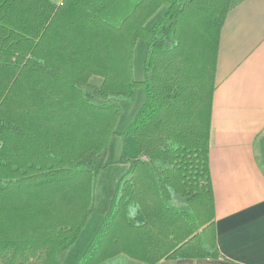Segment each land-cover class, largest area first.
<instances>
[{"label": "trees", "instance_id": "16d2710c", "mask_svg": "<svg viewBox=\"0 0 264 264\" xmlns=\"http://www.w3.org/2000/svg\"><path fill=\"white\" fill-rule=\"evenodd\" d=\"M234 1L0 0V264H59L79 239L121 115L110 100L133 103L139 88L146 99L125 133L139 154L77 264L224 258L210 136ZM95 77L103 105L87 90Z\"/></svg>", "mask_w": 264, "mask_h": 264}, {"label": "crops", "instance_id": "0c3cea01", "mask_svg": "<svg viewBox=\"0 0 264 264\" xmlns=\"http://www.w3.org/2000/svg\"><path fill=\"white\" fill-rule=\"evenodd\" d=\"M210 169L224 258L157 264H264V0H235L222 30ZM72 261L66 254L59 264ZM118 264L147 263L122 258Z\"/></svg>", "mask_w": 264, "mask_h": 264}, {"label": "rangeland", "instance_id": "374dc122", "mask_svg": "<svg viewBox=\"0 0 264 264\" xmlns=\"http://www.w3.org/2000/svg\"><path fill=\"white\" fill-rule=\"evenodd\" d=\"M53 2L55 4H60L62 0H53ZM164 10V8L160 10L147 23L148 28L161 17ZM146 51L147 44L145 40L139 39L133 52V78L136 81H142L144 78ZM101 83L102 79L95 77L87 88L92 102L99 105L105 103V100H103L99 92ZM145 99V91L139 88L136 91V97L133 103L125 100H110L111 103L119 104L121 108V115L115 128L116 134L110 139L108 153L105 159V167L100 171L94 183L93 201L86 225L79 239L59 254V261H62L66 254H69V259L73 256L72 263H77L78 259L80 260L86 253L108 213L111 211L118 182L128 172L131 162L139 154L138 142L133 136L125 133L134 121L136 114L143 106ZM121 259L122 257L114 260V263L108 264H118ZM67 264H69V262Z\"/></svg>", "mask_w": 264, "mask_h": 264}]
</instances>
